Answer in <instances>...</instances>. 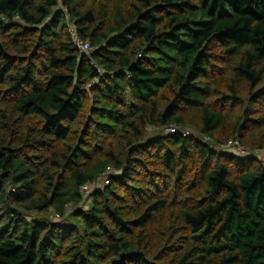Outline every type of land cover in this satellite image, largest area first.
<instances>
[{"label": "trees", "instance_id": "1", "mask_svg": "<svg viewBox=\"0 0 264 264\" xmlns=\"http://www.w3.org/2000/svg\"><path fill=\"white\" fill-rule=\"evenodd\" d=\"M261 150L264 0H0V264H264Z\"/></svg>", "mask_w": 264, "mask_h": 264}, {"label": "built area", "instance_id": "2", "mask_svg": "<svg viewBox=\"0 0 264 264\" xmlns=\"http://www.w3.org/2000/svg\"><path fill=\"white\" fill-rule=\"evenodd\" d=\"M69 33L71 34V36L74 39V42L76 44V46L78 47L79 51L82 53H91L92 52V48L91 45L88 41H84L81 40L77 37V34L74 30V28H69ZM167 133H176V132H183L184 134L189 133V130H185L182 129L181 126L179 125H171L170 127H168L166 129ZM205 140H209L208 136H204ZM229 145L235 146L237 148V150H235L239 155H243L245 153H247L246 149L240 147L237 143V141L234 142H230ZM113 171L111 169H109L105 174H103L101 177H99L97 180H94L90 183H88L87 185H85L82 189L83 191V198L86 199V197L88 196V194L94 190L95 188H103L107 183H108V174L112 173ZM81 207V204H80ZM68 209L70 210L71 208L68 207Z\"/></svg>", "mask_w": 264, "mask_h": 264}, {"label": "water", "instance_id": "3", "mask_svg": "<svg viewBox=\"0 0 264 264\" xmlns=\"http://www.w3.org/2000/svg\"><path fill=\"white\" fill-rule=\"evenodd\" d=\"M140 254L141 253L135 252V251L128 252V253H122L119 256L118 259L112 261V264H124L125 263V260L129 259L131 256H133V255H140Z\"/></svg>", "mask_w": 264, "mask_h": 264}, {"label": "rangeland", "instance_id": "4", "mask_svg": "<svg viewBox=\"0 0 264 264\" xmlns=\"http://www.w3.org/2000/svg\"><path fill=\"white\" fill-rule=\"evenodd\" d=\"M189 131H191V130L189 129ZM225 150H227L229 152H234L235 150H237V148L235 146L229 145V146L225 147ZM256 156L258 157V159H261L264 161V150L258 151L256 153Z\"/></svg>", "mask_w": 264, "mask_h": 264}]
</instances>
